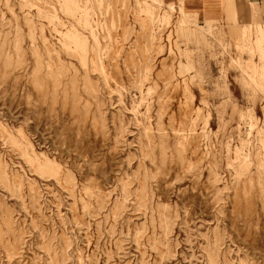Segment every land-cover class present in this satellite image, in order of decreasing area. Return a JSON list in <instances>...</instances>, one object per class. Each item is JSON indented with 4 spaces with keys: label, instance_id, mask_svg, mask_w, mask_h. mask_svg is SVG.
Wrapping results in <instances>:
<instances>
[{
    "label": "rangeland",
    "instance_id": "374dc122",
    "mask_svg": "<svg viewBox=\"0 0 264 264\" xmlns=\"http://www.w3.org/2000/svg\"><path fill=\"white\" fill-rule=\"evenodd\" d=\"M0 264H264V26L0 0Z\"/></svg>",
    "mask_w": 264,
    "mask_h": 264
},
{
    "label": "crops",
    "instance_id": "0c3cea01",
    "mask_svg": "<svg viewBox=\"0 0 264 264\" xmlns=\"http://www.w3.org/2000/svg\"><path fill=\"white\" fill-rule=\"evenodd\" d=\"M178 1V0H175ZM187 11L198 17H216L219 21L241 26H264V0H183Z\"/></svg>",
    "mask_w": 264,
    "mask_h": 264
}]
</instances>
